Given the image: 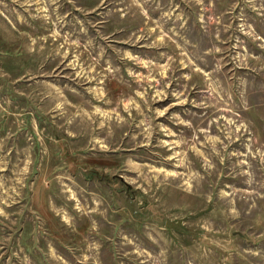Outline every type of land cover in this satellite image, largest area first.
Segmentation results:
<instances>
[{"label":"rangeland","instance_id":"rangeland-1","mask_svg":"<svg viewBox=\"0 0 264 264\" xmlns=\"http://www.w3.org/2000/svg\"><path fill=\"white\" fill-rule=\"evenodd\" d=\"M0 264H264V0H0Z\"/></svg>","mask_w":264,"mask_h":264}]
</instances>
